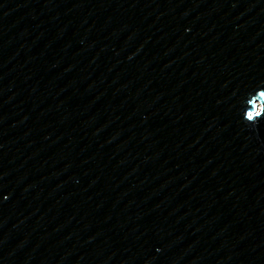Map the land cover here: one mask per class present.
Masks as SVG:
<instances>
[{"label": "water", "instance_id": "1", "mask_svg": "<svg viewBox=\"0 0 264 264\" xmlns=\"http://www.w3.org/2000/svg\"><path fill=\"white\" fill-rule=\"evenodd\" d=\"M0 264H264V0H0Z\"/></svg>", "mask_w": 264, "mask_h": 264}]
</instances>
